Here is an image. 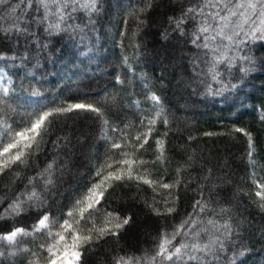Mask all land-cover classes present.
I'll return each mask as SVG.
<instances>
[{
	"label": "snow or ice",
	"instance_id": "snow-or-ice-1",
	"mask_svg": "<svg viewBox=\"0 0 264 264\" xmlns=\"http://www.w3.org/2000/svg\"><path fill=\"white\" fill-rule=\"evenodd\" d=\"M106 4L110 7V0H0V180L14 175L12 187L0 186V264H87L89 252L103 249L109 241L118 244L134 223L132 215L111 208L114 197L134 190L133 199H139L150 189L145 207L156 217L175 220L181 193L191 188L192 171L200 174L192 189L196 191L192 211L179 223L158 229L150 249L139 255L113 251L107 264H237L249 250L242 234L246 229L235 215L232 199L222 195L227 191L221 187L223 178L215 176L211 167L197 168L203 158L186 152L176 178L165 180L171 164L170 121L161 97L148 88L145 77L140 79L150 105L138 123L121 127L105 118L102 107L55 99L48 105L37 101L31 110H24L19 122L9 116L17 112L12 100L15 87L9 86L14 85L12 77L26 70L25 78L43 79L49 61L55 63L53 57L62 51L56 45L65 37L85 45L80 54L87 56L92 44L85 42L99 38ZM167 5L170 14L160 39L183 53L179 59L186 61L190 86L220 95L237 87L226 83L228 77L243 79L257 67L253 49L257 43L264 46V0H167ZM160 6L157 0L137 4L130 0L122 19L134 49L132 58L123 57L122 65L133 79L137 77L132 60L139 62L143 55L139 37L148 23L147 14ZM120 35L127 37L128 32ZM116 83L123 85L125 80L118 74ZM30 88L31 97H43L39 88ZM133 105L140 108L139 101ZM71 113L94 114L99 121L97 139L105 150L80 165L89 167V178L82 186L77 180L64 203L61 189L77 164L71 135L57 131ZM260 119L264 121V113ZM234 131L247 137L248 143L252 189L244 195L264 212V177L258 178L256 171L252 134L243 128ZM21 218L32 222L19 226Z\"/></svg>",
	"mask_w": 264,
	"mask_h": 264
},
{
	"label": "trees",
	"instance_id": "trees-1",
	"mask_svg": "<svg viewBox=\"0 0 264 264\" xmlns=\"http://www.w3.org/2000/svg\"><path fill=\"white\" fill-rule=\"evenodd\" d=\"M129 2L110 0L111 6L105 5L107 11L101 20L103 27L98 26L99 38L85 42L92 44L87 56L80 54L85 45L65 37L56 45L62 51L53 57L55 63L49 61L43 79L25 78L26 70L14 75V85L9 86L15 87L12 100L17 112L9 113V116L19 122L24 110H31L37 101L48 105L55 99L57 102L91 103L102 107L105 118L121 127L138 123L143 111L150 105L145 100L143 80L140 79L145 77L149 81L148 88L161 97L170 121L167 155L171 164L167 165L166 182L176 178V168L186 159V152L202 157L197 168L201 165L211 167L215 176L223 178L225 183L221 187L227 191L222 195L232 199L235 215L246 229L242 234L249 250L238 259L237 264H264V212L251 204L248 195H244L252 189L248 143L247 137L234 131L235 128H243L252 134L256 171L258 178L264 177V121L260 119L264 113V66L261 65L264 46L259 43L254 46L257 67L252 72L243 79L227 78L226 83H235L236 88L225 89L220 95H208L203 86H190L192 82L184 67L186 61L179 59L183 53L173 48L171 43L161 41L159 34L170 9L167 0H157L161 6L147 14L148 23L139 37L143 43V55L139 57V62L132 60L137 77L133 79L122 65L123 57L132 58L134 51L131 32L122 23V19L127 17ZM131 2L137 4L138 0ZM131 27L134 28L135 24ZM121 32H128V36L122 37ZM118 74L125 80L123 85L116 83ZM30 85L39 88L44 93L43 97H31L28 94ZM215 87L218 85L214 84ZM133 101H139L140 108L134 106ZM85 115L93 118L85 119ZM59 128L58 135H71L75 153L73 162L77 164L71 177H65L68 182L61 189L63 195L60 201L66 203L76 181L79 180L82 186L89 178V167L80 165H87L94 155L102 156L105 147L97 139L99 121L94 119V114L71 113ZM205 133L215 135L206 136ZM189 136L196 139L189 141ZM47 149H51L50 144ZM44 158V153H41L40 160ZM150 158V155L145 157ZM199 175L197 171L191 172L189 179L192 185L189 191L181 193L179 215L175 220L172 217H156L145 207L144 201L151 199L150 189L140 193L139 199H133L134 190L126 191L122 198L114 197L111 208L121 214L132 215L134 223L121 234L118 244L109 241L103 249L89 252L87 264H107L113 251L121 255L124 252L139 255L141 251L150 249L158 229L179 223L192 211L196 198V191L192 189ZM13 179V174L7 175L0 180V186H6L5 190L12 187ZM143 187L147 188L146 185ZM31 222L30 218H21L19 226H28Z\"/></svg>",
	"mask_w": 264,
	"mask_h": 264
},
{
	"label": "rangeland",
	"instance_id": "rangeland-1",
	"mask_svg": "<svg viewBox=\"0 0 264 264\" xmlns=\"http://www.w3.org/2000/svg\"><path fill=\"white\" fill-rule=\"evenodd\" d=\"M49 242H51V241H49ZM27 246H29V247H30L31 245L29 244V245H27Z\"/></svg>",
	"mask_w": 264,
	"mask_h": 264
}]
</instances>
